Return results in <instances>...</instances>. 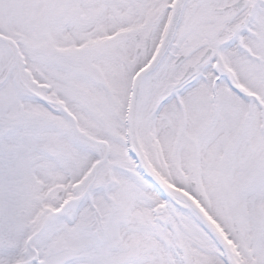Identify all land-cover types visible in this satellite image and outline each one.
Masks as SVG:
<instances>
[{
  "label": "snow or ice",
  "instance_id": "6c2138e0",
  "mask_svg": "<svg viewBox=\"0 0 264 264\" xmlns=\"http://www.w3.org/2000/svg\"><path fill=\"white\" fill-rule=\"evenodd\" d=\"M0 264H264V0H0Z\"/></svg>",
  "mask_w": 264,
  "mask_h": 264
}]
</instances>
